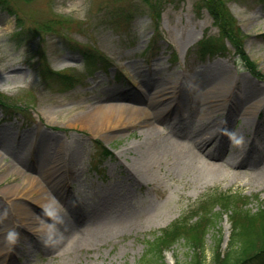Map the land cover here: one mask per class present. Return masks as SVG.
<instances>
[{
    "label": "rangeland",
    "instance_id": "rangeland-1",
    "mask_svg": "<svg viewBox=\"0 0 264 264\" xmlns=\"http://www.w3.org/2000/svg\"><path fill=\"white\" fill-rule=\"evenodd\" d=\"M8 1L25 30L58 19L64 30L54 28L20 43L17 16L0 7V92L27 109L8 115L0 108V213L5 219L0 242L9 246L0 264H145L146 241L209 192L232 190L264 200V82L244 68L231 46L227 56L213 59L192 52L204 36L218 35L197 0H161L155 13L144 0ZM228 1L247 35L245 49L264 73V1ZM66 37L101 51L113 66L87 70L82 52ZM42 65L75 79L45 81ZM169 86L182 97L178 105L172 103L177 114L163 116L155 132H148V113L154 110L149 101H162ZM132 93L141 101L131 100ZM206 100L211 102L207 110ZM121 105L137 109L123 127H100L92 118L100 106L116 108L108 109L114 116ZM194 119L204 122L201 132H214L208 148L196 153L189 137ZM95 140L114 156L101 159ZM227 140L242 149L254 142L247 146L253 153L233 160L236 148ZM44 147L51 149L43 154ZM35 178L48 188L41 197H50L59 209L30 199L16 200L21 204L16 209L3 199V191ZM53 178L61 179V189L52 185ZM29 196L40 194L32 190ZM258 205L252 201L249 207ZM82 217L107 234L98 244H76L77 238L58 227ZM221 220L226 248L231 225L226 215ZM212 248L209 233L210 257ZM190 257L184 241L166 253L170 264L177 259L186 264Z\"/></svg>",
    "mask_w": 264,
    "mask_h": 264
},
{
    "label": "trees",
    "instance_id": "trees-1",
    "mask_svg": "<svg viewBox=\"0 0 264 264\" xmlns=\"http://www.w3.org/2000/svg\"><path fill=\"white\" fill-rule=\"evenodd\" d=\"M154 7L150 0H144ZM199 3L207 9L219 28L220 36L205 38L200 41L197 53L202 58L225 55L227 53L226 40L235 48V52L241 57L246 69L254 76L264 81L262 73L255 62L245 52L243 44V33L238 26L237 19L231 12L225 0H199ZM0 6L8 9L10 13L16 14L7 0H0ZM17 15L18 27L23 28L22 18ZM63 19L49 20L39 23L33 29L24 30L19 38L22 40L33 39L39 36L38 31L50 32L54 28L59 31ZM24 29V28H23ZM85 59L86 67L90 70L107 68L109 60L96 49L78 48ZM41 75L45 81H56L64 84L73 82L74 76L64 72H55L52 69L42 68ZM8 115L23 113L25 107L16 103L2 92H0V108ZM105 153L104 156H107ZM257 201L258 208L254 210L249 205ZM218 207V209H216ZM226 213L231 222V237L227 249L222 248V231L220 220ZM213 235V248L211 257L207 250V235ZM180 241L188 246L191 251L190 260L186 264H264V201L258 195L247 196L241 192L232 190L222 191L217 189L209 192L190 213L183 215L162 230L152 240L147 241V252L145 264H167L165 251L172 249ZM177 264H182L177 261Z\"/></svg>",
    "mask_w": 264,
    "mask_h": 264
},
{
    "label": "bare ground",
    "instance_id": "bare-ground-1",
    "mask_svg": "<svg viewBox=\"0 0 264 264\" xmlns=\"http://www.w3.org/2000/svg\"><path fill=\"white\" fill-rule=\"evenodd\" d=\"M173 86H169L168 88L171 89L167 92V96L162 100H158L157 98H152L150 99L149 103L150 106L154 108V110L152 112L148 113V117L147 120L148 121V127H147V131L154 133L155 129L158 128V123L160 121L163 120V116L165 117V115L168 114H177V111L175 107L172 106V103H175L176 105H178L180 99H182L180 91L176 89V87H174L172 89ZM167 87L161 90V96H163V93L166 92ZM165 91V92H164ZM132 97L131 100L134 101H141L139 97L135 96V93H132ZM130 95H127V97H129ZM219 97V96H217ZM221 97V96H220ZM208 99V98H207ZM144 102L147 101L145 95L144 98L142 99ZM209 100H206L204 102V109H209L211 106V102H208ZM148 107V108H149ZM155 108H157L155 110ZM107 109V111H106ZM106 109L102 106H100L96 111V114L93 115V119L96 118L98 119V126L103 127L106 125L107 129H115L118 127H123L124 126V122H126V118L128 116V114H130L131 112L137 111V109H135L134 107H130V106H120L117 107V109H119L114 116L110 115V111L109 110H114L116 108H111V107H106ZM251 107H247L246 110H244V114L247 116L249 114V110H251ZM130 116V115H129ZM91 118V120H92ZM198 119H194L195 125H194V129L192 130V132L189 134L191 137L190 141L192 143V152L196 153L201 152L203 150V148H208V146L210 145L211 141H212V136L214 135V132L212 131H203L202 127L205 126L203 121H198ZM84 124H87L88 121L83 118L81 120ZM130 121V119H129ZM203 122V123H202ZM132 123V120H131ZM130 124V123H129ZM103 125V126H102ZM230 144L232 147H235L236 150L233 151L232 157L231 159L236 160L237 158L241 157L242 159H244L245 157H247L248 155H250L251 153H253V151H251V149H248L247 146H249L251 143L254 142H248L247 144L245 143V149H242V145L241 144H237L234 140H227V144ZM234 144V145H233ZM236 145V146H235ZM49 149H51L50 147H44L43 149V154L47 153L49 151ZM55 150V149H52ZM51 150V151H52ZM257 153V152H256ZM56 163L57 161H54L53 164ZM55 166V167H56ZM45 172L48 174L47 170L44 168ZM29 177V176H28ZM36 181V185H38V188H33L32 189V185L34 184V182ZM40 179H32L30 181V183H28L27 185H23V186H18L17 188L15 187L12 190H5L3 191V199H5L7 202L11 203L13 207H15L16 209L21 205L18 201L16 200H28L30 199V201L34 202L35 204L42 206V207H46L50 206V208H54V209H59V204L55 203L53 201H51L50 197L48 196H43L41 197V193H43L44 191H47L46 187L44 184L39 183ZM52 185L54 187H59L61 189L62 183H61V179L60 180H55L53 178V182H51ZM50 184V183H49ZM51 185V184H50ZM49 185V186H50ZM51 185V187H53ZM40 186V188H39ZM33 192L35 194H40V197L35 196L34 198H30L29 193ZM76 211V210H74ZM70 221V220H69ZM5 222V219L3 217V215L0 213V233L3 231L2 226L3 223ZM58 227H62L63 229L65 228V236L68 238H72V239H76V244H84L85 242H89V243H99L100 239L103 236H106L107 234H105V232L100 231L101 229H94L93 227H91L90 223L88 222L87 219L85 218H81L78 221H74L73 223H58ZM82 226V227H81ZM95 231V232H93ZM9 249V246H4L1 242H0V254L5 256L7 250ZM6 251V252H5ZM0 255V257H1ZM5 264V263H4Z\"/></svg>",
    "mask_w": 264,
    "mask_h": 264
}]
</instances>
